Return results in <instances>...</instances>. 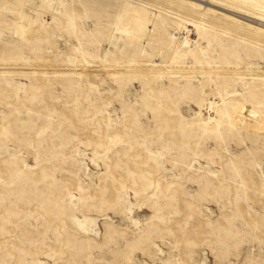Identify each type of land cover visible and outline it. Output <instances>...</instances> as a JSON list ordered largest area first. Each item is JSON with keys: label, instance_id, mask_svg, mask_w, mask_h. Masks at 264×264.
<instances>
[{"label": "rangeland", "instance_id": "obj_1", "mask_svg": "<svg viewBox=\"0 0 264 264\" xmlns=\"http://www.w3.org/2000/svg\"><path fill=\"white\" fill-rule=\"evenodd\" d=\"M220 6L0 0V264H264V23Z\"/></svg>", "mask_w": 264, "mask_h": 264}, {"label": "bare ground", "instance_id": "obj_2", "mask_svg": "<svg viewBox=\"0 0 264 264\" xmlns=\"http://www.w3.org/2000/svg\"><path fill=\"white\" fill-rule=\"evenodd\" d=\"M197 3L200 6H204L207 8H211L212 6H218V7L220 6V5H216V3L213 0H197ZM220 7L232 12L240 13L245 17L253 18L254 20H257L259 23L261 22L264 23V19H261L260 17L250 16L248 14L229 9L228 7H223V6ZM210 108L212 109L213 105H211ZM235 120L237 123L241 124L247 130H252L260 134H264V113H262L256 107L248 103H244L242 105V107L239 109L238 113L236 114Z\"/></svg>", "mask_w": 264, "mask_h": 264}]
</instances>
